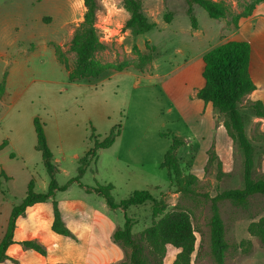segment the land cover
<instances>
[{
	"label": "rangeland",
	"instance_id": "rangeland-1",
	"mask_svg": "<svg viewBox=\"0 0 264 264\" xmlns=\"http://www.w3.org/2000/svg\"><path fill=\"white\" fill-rule=\"evenodd\" d=\"M144 1L145 15L157 25L135 34L124 28L122 0H97L95 29L107 48L96 52V59L102 64L131 63L122 70L109 67L98 76L70 80L68 73L75 61L71 38L83 18L82 0H0L3 24L9 26L10 22L12 32L15 26L18 34L26 30L27 36L22 33L18 43H28L33 50L27 58L19 56L18 71L8 86L0 60V83L8 91L0 102V143L6 140L0 149V169L7 175L0 177V193L5 202L19 203L30 179L37 192L48 186L50 176L36 148L35 117L43 126L57 168L54 179L59 185L76 176L78 159L93 146L91 133L102 139L118 126L114 142L98 149L96 162L89 163L79 181L57 190L55 198L84 195L99 206L104 200L92 190L97 184H112L115 201L127 198L134 190L147 189L164 201L166 211L181 208L189 213L196 236L190 264H213L208 225L210 198L224 189L242 186V152L226 132L225 116L196 96L195 86L203 81L199 52L205 45H194L200 36L191 39L184 29L179 9L184 0H169L168 5L163 0ZM217 1L229 8L225 18H211L199 5L194 15L202 30L216 31L222 21L220 34L226 35L234 28V15L244 11L252 0ZM168 10L177 16L171 23L163 19ZM216 39L212 45L218 43ZM138 53L151 56L141 70L135 67L140 63ZM257 81H261L255 87V94H259L255 98L246 96L242 105L247 100H264V73L258 74ZM257 129L263 131L251 117L245 125L247 135L253 137ZM172 135L183 140L176 152L180 166L197 175L193 193L176 191L166 169L159 166ZM254 144L255 173L264 174V144ZM210 151L220 158L222 174L216 159L204 170ZM218 206L228 245L224 263L264 264V246L248 231L249 224L264 215V195H251L246 206L235 205L229 199L219 200ZM110 211L122 225L124 211ZM127 215L133 219L132 232L138 233L154 218L151 202L129 206ZM176 251L167 246L164 264H172ZM122 252L124 259L126 254Z\"/></svg>",
	"mask_w": 264,
	"mask_h": 264
},
{
	"label": "trees",
	"instance_id": "trees-1",
	"mask_svg": "<svg viewBox=\"0 0 264 264\" xmlns=\"http://www.w3.org/2000/svg\"><path fill=\"white\" fill-rule=\"evenodd\" d=\"M186 3L185 12L190 18L191 26L196 27L197 21L193 12V5L201 6L211 18H225L229 14V8L223 1L217 0H184ZM85 7L83 18L78 23L71 38V49L75 51V61L73 68L68 73L70 80L90 78L101 74L105 69L112 67L122 70L131 62L102 64L95 54L105 50L107 45L100 41L95 29L97 0H82ZM264 0H252L244 11L237 13L233 17L234 27L237 26L241 17L251 14L256 4ZM123 8L129 13V17L124 22V28H129L133 33L140 34L155 27V22L150 21L142 9L141 0H122ZM172 11L168 10L163 14L165 22L172 18ZM250 44L247 40H227L210 47L203 53L204 67L202 76L204 85L196 92V96L204 102H211L212 106L224 115L223 125L232 141L238 146L243 156V184L241 187L228 188L220 191L211 197L210 216L208 220L210 254L213 264H225L224 253L227 249L225 240V227L220 215L218 201L229 199L235 205L246 206L249 197L253 194L264 195V174L255 173V142L264 144V131L257 129L255 135L250 137L245 130L246 122L251 117L264 118V104L260 100H247L242 105L246 96L255 88L249 74ZM151 59L150 54L138 53V61L134 64L140 70L144 63ZM58 60L67 68L66 62L59 56ZM3 82L0 83V95L3 93ZM36 133V148L41 152L43 164L50 176L46 190L37 192L34 190V181L30 179L27 183L25 195L19 203L12 206L5 231L0 239V261L8 258L6 248L13 241V230L15 219L23 214L25 208L36 202L51 200L53 208V220L51 228L54 232L73 236L71 230L66 226L61 218L60 211L55 199V191L64 190L72 181H79V177L84 173L91 161L96 162L97 151L100 148L110 146L119 133L113 127L102 139L91 133L90 139L93 146L88 148L78 159L77 174L71 177L66 183L59 185L54 175L57 170L52 162V153L47 144L45 132L39 119H33ZM166 135L167 133H161ZM6 144V140L0 143V149ZM183 144V140L175 135L171 136V144L164 153L159 166L165 168L170 184L176 191L183 194L193 193L198 182L197 175L192 172H185L180 166L177 149ZM264 152V147H263ZM216 159V166L220 171L221 161L215 152L210 151L204 170ZM224 173V171H223ZM225 174V173H224ZM4 175V173H2ZM6 176V175H4ZM82 185V183H80ZM110 183L97 184L92 187L98 195L102 196L111 209L121 208L124 211V222L117 226L112 232V240L125 252L126 257L119 264H164V256L167 246L177 249L172 264H190L191 255L195 250V229L193 227L189 213L181 208L167 210L164 201L156 198L147 189L134 190L127 198L115 201ZM86 190L90 189L86 187ZM151 202L152 222L138 233L132 232L133 219L127 215V209L131 205H140ZM159 216L157 219L155 217ZM248 231L257 236L264 246V215L258 220L252 221L248 226ZM25 248L45 254L46 248L36 239H26L20 241Z\"/></svg>",
	"mask_w": 264,
	"mask_h": 264
},
{
	"label": "crops",
	"instance_id": "crops-1",
	"mask_svg": "<svg viewBox=\"0 0 264 264\" xmlns=\"http://www.w3.org/2000/svg\"><path fill=\"white\" fill-rule=\"evenodd\" d=\"M141 1L144 8L145 1ZM163 1L165 5L170 3L169 0ZM196 6L197 4L193 5L194 13L197 10ZM179 9L182 11V14L180 13L182 20H180L183 23L184 29L188 32V37L195 39L200 36L194 45H205L199 52L201 57L206 50L216 45H212L217 40L216 38H218L217 44L232 39L247 40L250 44L249 74L255 87L261 82L257 81V76L259 73L261 75L264 73V2L256 4L248 16L241 17L238 20L237 26L226 35L220 34L224 24L222 21H219L216 31L212 28L202 30L197 19V25L193 28L191 24L187 25L183 15L186 9L185 1H180ZM175 13L173 12L169 23L173 22L175 18L177 19ZM128 17L129 13L124 10V18L127 19ZM3 22V17L0 16V60L3 63L2 68L5 72V82L8 86L10 78L18 71L19 56L24 55L27 58L29 54H33V50L29 49L28 43L24 45L18 43V37L22 33L27 36L26 30L21 29L20 34H18L14 26L12 32L10 22H8L9 26H5ZM156 25L157 22H155V27ZM152 45L155 46L154 44ZM203 67L204 62L200 71L201 75ZM8 68L9 70H7ZM203 85L204 78L198 86H195L196 90ZM6 89L0 95V102L4 100L8 93ZM256 90L254 88L247 95V98H255L259 94V92L255 94ZM263 101L262 99V103L264 104ZM204 103L211 104V102ZM252 119L259 122V129L264 131V118L252 117ZM222 163L224 171V162ZM2 173L6 175L4 170L0 169V177L4 176ZM55 199L57 200L61 218L71 230L73 236L59 234L52 230L53 208L51 200L36 202L27 206L24 213L15 219L12 236L14 242L7 246L6 254L8 258L0 261V264H119L122 260L123 252L119 245L113 242L111 235L114 229L120 225L117 224L115 218L111 215L110 210L112 209L107 206L104 198L105 203L100 201L99 206H97L94 200H88L84 195H66ZM15 204L17 203L12 200L5 202L3 193H0V239L7 226L11 208ZM26 239H36L39 241L45 246L46 253L41 254L34 249L23 247L20 241Z\"/></svg>",
	"mask_w": 264,
	"mask_h": 264
}]
</instances>
